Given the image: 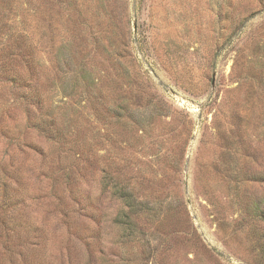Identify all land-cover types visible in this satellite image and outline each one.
I'll list each match as a JSON object with an SVG mask.
<instances>
[{
  "label": "rangeland",
  "instance_id": "rangeland-1",
  "mask_svg": "<svg viewBox=\"0 0 264 264\" xmlns=\"http://www.w3.org/2000/svg\"><path fill=\"white\" fill-rule=\"evenodd\" d=\"M0 264H264V0H0Z\"/></svg>",
  "mask_w": 264,
  "mask_h": 264
}]
</instances>
